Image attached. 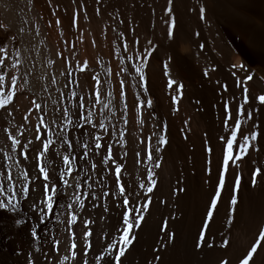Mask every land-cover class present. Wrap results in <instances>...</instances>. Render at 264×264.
Here are the masks:
<instances>
[{
    "label": "rangeland",
    "instance_id": "obj_1",
    "mask_svg": "<svg viewBox=\"0 0 264 264\" xmlns=\"http://www.w3.org/2000/svg\"><path fill=\"white\" fill-rule=\"evenodd\" d=\"M52 3L62 9L61 11L64 13L75 17L84 26L96 24L97 22H103L106 27L108 25L112 34L113 47L116 50L119 48L122 56H124L123 44L125 41L132 46L134 45V38L138 37L140 44L137 47L142 52L147 46V42L151 40L157 47L149 57L150 62L146 68V78L151 74L155 78L161 76V78L168 82L169 77L164 75V64L167 62L171 78L184 85L182 98L178 96L174 88V96L178 97L175 107L178 110L184 111V125L188 124L189 129L196 134L199 140V144L194 147L187 144L181 134H179L180 137L178 133L177 136L173 135L164 114L151 112L145 108V105L141 114V119H143L144 123L143 125L138 123L137 114L133 107V100L138 92H143V89L133 86L137 81L133 80L131 75L127 78L128 88L126 89L128 114L125 118L129 123L124 125L123 119H121L123 105L118 99L119 90L112 88L115 98L110 106V110L105 109V112L109 113V120L106 121L109 135L106 139L112 143L115 157L119 162L126 165V170H122L124 171L123 181L126 184H132L133 187L138 186L137 178L146 180V169L150 167L147 162L139 165L135 164L134 152L143 148L144 155L146 156L149 137H151L150 143L153 150L158 146L157 141L160 134L166 135L168 141L166 145L161 147V151L155 154L160 158L161 166L155 169V179H157L158 185L155 189L154 197V199L163 200L167 203L166 205L152 204L151 212L147 215L146 221L140 229L135 230L138 233V237L134 246L127 253V259L123 258V260L130 262V264L135 263L138 259L141 260L142 264H146L148 260H151L154 249L160 247L157 240L159 238V229L162 227V218L174 214L176 219L172 221L170 230H175L176 232V243L174 246L170 245L166 252L161 253L163 255V264H196V261L199 264H212L216 257L224 253L219 249L211 251L205 249L202 253L198 252L193 249V242L200 227V222L198 221H201L204 210L209 204V197L214 194V187L218 183L217 171L222 161L221 146L223 143L220 140V136L224 135L227 137V135H230V131L225 132L223 124L225 117L224 102L231 100L232 97L236 98L229 105L230 111L235 116L242 96V88L236 87L235 78L231 75V71H234V69L228 66L232 55L230 45V39L232 38L231 31H236V34L244 39V42L255 52L252 54L264 56V37H262L264 35V0H174L175 29L173 39L167 37L168 25L165 21L171 22V18L166 13L167 0H99V2L97 0H52ZM201 3L205 4L207 9V19L203 21L199 18V6ZM97 9H99V14H97ZM120 33H124V36H121ZM200 44L205 45L203 50L200 49ZM98 62L99 67H97L99 69H95L93 74H98L99 79L104 82L107 79L103 66L107 65L108 62H105V59H99ZM115 63L119 64L117 53L115 54ZM213 68L215 69L214 71L212 70ZM205 69L209 70L208 76L203 74ZM181 71H186L189 74L186 73L191 78H189L190 81H185L179 76ZM22 74L25 73L22 71ZM238 75L243 78L245 74L239 72ZM27 78L29 82L23 88L27 89L28 96L14 98L16 109L13 110L12 115L6 119L7 113L0 110V149L10 150V141H6V134L2 129L25 123L23 117L29 114L28 109L32 108L31 102L33 100L41 104L42 107L47 104L49 110H54L58 107H70L71 103L74 102H70L67 98H64L63 103L58 101V104H53V101L57 100L54 98L48 99L43 93L40 84L33 77L31 78L30 75H27ZM217 81H219V84ZM21 83L22 80H19L18 84ZM225 83L229 86L227 92L222 90ZM91 85L94 87V83ZM247 86L250 89V104L255 106L256 101L254 98L262 91L255 84L254 80L249 82ZM103 87L106 93L109 85L104 83ZM69 90L70 88H65V97ZM74 91L86 97L92 95L88 87L85 89L77 88ZM141 98L143 99V96ZM99 107V105H96V108L91 110L95 112ZM35 111L33 109V113ZM112 113H115V115H112ZM40 114L43 115V113ZM73 118L75 119V117ZM258 118L261 125L259 131L264 133V109L261 110ZM8 121H11V124ZM35 122V115H33L30 122L31 127L35 126ZM254 122L242 124L245 133L250 130L251 124ZM230 123L234 125V121ZM122 128L126 129V144L124 146V150L128 152L126 161L119 159L124 155V151L121 150L119 143V132ZM97 131L102 133V130L97 129ZM153 133L156 135H153ZM25 138L31 137L28 133H25ZM77 138H79L80 143L88 139V137L82 136L81 133L75 132L72 136L74 144ZM141 141H143V144H141ZM254 143L259 146V153L250 149V154L244 159L241 166L239 168H230L226 175L227 185L222 194L223 199L219 202L218 211L215 213V221L211 224L208 236L209 241L215 238L217 245L220 243L221 235L230 238L232 247L227 250V254L233 258L234 262L235 258L247 247L253 237L258 234L261 221H264V192L258 185H252L250 175L257 167L264 170V152L262 151L264 135L259 136L258 140ZM208 146L213 149L210 157L212 161L211 177L206 172V160L208 159L206 147ZM237 149L238 145L234 146V153ZM48 159L55 160V165L62 163L60 158L55 157L54 153ZM0 163H11V161H3L2 152H0ZM29 167L31 168V166ZM0 171L5 170L0 169ZM13 171L15 172V169ZM58 171L59 168L56 167V171L52 173L54 180L58 178L56 175ZM236 172H239L241 175V186L237 193L239 203L234 222L229 227L226 222V214L229 212L230 187L234 185V173ZM263 175L264 171L258 177ZM91 176L92 179L88 180V183L92 185V190L96 191L101 197L100 200L96 201L97 205H102L106 198L102 196L99 181L101 176L109 178V171L101 168L100 175L91 173ZM82 179H87V177H82ZM177 186L186 189V191L180 192L177 196L175 192ZM84 188H87V184L84 185ZM109 189H114L110 178L108 186L103 190ZM254 190L255 192L253 193ZM71 191L69 189V192ZM31 199L30 195L28 200H21L19 214L10 213L16 219H22L28 224L24 232L28 243L25 242L22 236L16 248L17 250H14L16 259L20 264H26L28 254L31 253L35 264H49V258L45 256V253H49L52 264H55L56 258L64 255L65 248L67 247L68 233L63 230L65 229V223H61V221L66 222L67 213L63 208H60L58 212L59 219L56 220L55 225L43 231L42 236L38 234L39 239L34 240L31 237L30 229L36 226L39 219L37 213L30 208ZM91 205L92 201L89 199L86 202L82 218L78 220L74 230L77 232L78 237L82 236V219H94L95 223L90 225L94 229L92 239L96 242L97 247H99V241L96 240V236L101 234L102 230L113 231L117 227L118 220L122 218L118 215L115 205L112 204L111 211L107 214V220L102 221L100 220V216L105 215L103 208L98 206L92 209ZM43 239L45 242L41 241ZM55 239L62 241L59 253L53 247ZM142 240L148 241L151 245ZM37 248L40 251H36ZM133 249L134 251H132ZM18 252L19 255L17 254ZM96 254L98 253L90 252L88 256L89 261H92ZM186 255L188 256L186 257ZM199 255L201 256L199 257ZM262 257H264V251H261L260 256L256 257L257 264H260ZM129 259L130 261H128Z\"/></svg>",
    "mask_w": 264,
    "mask_h": 264
},
{
    "label": "snow or ice",
    "instance_id": "obj_2",
    "mask_svg": "<svg viewBox=\"0 0 264 264\" xmlns=\"http://www.w3.org/2000/svg\"><path fill=\"white\" fill-rule=\"evenodd\" d=\"M99 2V0H97ZM166 13L171 18V22L165 21L167 26V37L174 38L175 16H174V0H167ZM206 5L201 3L199 6L200 20H206ZM99 14V9H97ZM55 15V13H53ZM61 22L57 19L56 24ZM76 23L75 17L72 21ZM0 25V28H3ZM20 31H23L21 29ZM124 36V33H120ZM199 35V33H197ZM16 40L15 36L9 38L8 42H0V110L7 113V117L12 115L13 110L16 109L15 97L24 85L28 84L27 74L21 73V59L19 49H10V44ZM134 45L138 46L140 40L138 37L134 38ZM156 45L149 40L147 46L142 52H133L127 55V61H138L128 66L125 65V57L121 55V50H116L119 64L117 70L113 71L111 68L107 69L109 77H115L118 81V99L123 105V124L127 125L129 121L125 118L128 114V105L126 103L128 88L127 78L132 76L133 80L137 82L133 85L136 88L143 89V92H138L133 100V107L137 114V121L143 125L144 121L141 119L142 110L146 103L147 108L152 107V100L147 101L141 97L149 92L147 87L146 68L149 64V57L156 49ZM200 49L205 48L204 44L199 45ZM130 45L127 41L123 44V52L128 53ZM62 56V53H57ZM66 59V58H65ZM49 64L54 61L49 60ZM89 68L87 60L77 65L76 71L81 74H86ZM167 62L164 64V75L168 76L167 86L169 89L175 88L178 96L182 98L183 83H178L171 78ZM231 75L235 78V85L237 88H242V96L240 98L239 107L234 116L229 109L230 103L235 101V97L224 102L225 117L223 124L225 132L230 131V135L220 136L222 143V161L217 171L218 183L214 187V194L209 197V204L204 210L200 221V227L197 230L196 239L193 242V249L198 252L207 250L219 249L223 252L215 258L214 264H257V256H260L261 251H264V221L258 228V234L248 243L247 247L235 258L227 254V250L232 247V241L225 235L220 236L219 245L216 244L215 238L209 241V232L211 224L215 221V213L218 211L219 202L223 199V191L227 185L226 175L230 168H239L244 162V159L250 154V149L259 153V146L254 143L258 137L264 135L259 131L261 125L259 121V114L264 109V92L255 96L256 105L250 104V89L247 86L249 82L254 80V73L244 63H234L231 65ZM215 70L214 68L212 69ZM66 78H71V70L66 69ZM243 72L245 75L241 78L238 75ZM63 74V73H62ZM205 76L209 75V70L205 69ZM91 81H94V87L87 85L92 95H79L76 91H69L66 94L61 92V98H67L71 103L70 107H58L54 110H49L47 104L42 105L33 100L32 108L28 109V115L23 117L25 123L19 126L4 127L2 131L6 134V141H10V150L0 149L2 152V160L11 163H0V210H5L9 213L19 214L21 207V200H28L30 195L32 197L30 208L37 213L40 224H43L46 219L54 213V206L57 204L58 198L63 195L67 200L60 204L66 213L65 231L68 233L67 247L65 254L58 256L55 264H90L88 259L89 253H98L94 255L91 264H123V258L134 246L137 240L138 233L136 229H140L142 224L146 221V217L151 212L153 203L166 205V201L154 199L155 189L158 185L155 179V169L160 168L161 160L155 155L161 151V147L168 143L166 135L160 134L158 136V146L155 150L151 146V137L148 138L147 155H144V150L141 148L134 152V162L139 165L147 162L150 167L146 169V180L138 179V186L133 187L132 184H126L123 181L124 171L126 165L119 162L115 157L112 143L108 142L106 137L109 135L108 124L109 113L105 109L110 110L113 99L115 98L114 90L111 85L112 79L102 82L98 74L90 76ZM259 79L264 81V75ZM22 80L21 84L18 81ZM70 82L71 81L70 79ZM78 87H85L81 85L79 80L74 81ZM57 80L52 77L51 84L55 85ZM109 85L107 92L103 84ZM219 84V81H217ZM67 87V85H66ZM224 92L229 90V86L225 83L222 87ZM59 91V89H57ZM173 104L177 103V96L171 97ZM53 104H58V101H53ZM96 105L100 107L94 112L93 108ZM91 106V107H88ZM247 106V107H246ZM35 109V113H33ZM40 113H43L41 115ZM35 115V126L31 127L30 122L32 116ZM115 115V113H112ZM75 117V119L73 118ZM234 121V125L233 122ZM251 124L250 130L245 133L242 124ZM11 124V121H8ZM58 129V131H57ZM102 130V133L97 131ZM79 132L82 136L88 137L83 143H80L77 138L76 143H73V133ZM126 129L119 132V143L124 155L120 160H127L128 152L124 150L126 144ZM25 133H28L31 138H25ZM153 135H156L153 133ZM242 137V138H240ZM103 141V142H102ZM207 144V141L205 142ZM143 144V141H141ZM238 145V149L234 153V146ZM55 146V147H54ZM208 159L206 160V172L211 177V154L213 149L206 147ZM60 158L61 164L55 165V160L48 159L52 154ZM255 163V161H253ZM55 165V167H53ZM31 166V168L29 167ZM59 168L57 179H53L52 173ZM101 168L109 171V178L114 185V189L103 190L108 186L109 178L101 176L100 185L102 196L105 199L102 205H97L96 201L100 200V195L92 190V185L88 180L92 179L91 173L100 175ZM15 169V172L13 171ZM79 169V171H77ZM114 169V170H113ZM261 168L257 167L251 172V183L253 186L257 185V177L262 173ZM87 179H82V177ZM209 182V181H206ZM87 184V188L84 185ZM241 186V175L239 172L234 173V185L230 187V201L229 212L226 214V222L229 227L233 224L235 214L238 208L237 193ZM69 189L72 191L69 192ZM186 189L177 186L175 192L177 196L180 192ZM112 198V199H108ZM91 199L92 209L99 207L103 208L105 215L100 216V220L106 221L107 214L111 211V205L114 204L118 210V215L122 218L118 220L117 227L113 231L102 230L101 234L96 236L99 241V247L92 239L94 236V229L90 225L95 223L94 219H82V236L78 237L74 230L78 220H81L82 213L86 208V202ZM59 219V213H56ZM176 219L174 214H170L166 218H162V227L158 232L157 243L160 245L158 249H154L151 260L146 264H163L162 252H166L170 245L174 246L176 243V232L170 230L172 221ZM16 225L24 224L22 219H15ZM39 225L31 227L30 234L34 240H38ZM62 241L55 239L53 247L59 253V247ZM36 251H40L39 248ZM19 255V252L17 253ZM46 258H49V264H52L50 254L45 253ZM26 264H35L32 254L29 253ZM260 264H264V257L261 258Z\"/></svg>",
    "mask_w": 264,
    "mask_h": 264
},
{
    "label": "bare ground",
    "instance_id": "obj_3",
    "mask_svg": "<svg viewBox=\"0 0 264 264\" xmlns=\"http://www.w3.org/2000/svg\"><path fill=\"white\" fill-rule=\"evenodd\" d=\"M61 10L62 9L52 3V0H0V25L4 26L3 28H0V42H8L10 37H16V40L10 44V49H19L20 51V59L22 62L20 66L21 73L23 71L25 74L30 75L31 78L33 77L34 80L40 84L43 93L48 99L54 98L60 103H63L64 98H61V92L66 93L65 88H70L69 91H74L77 88L85 89L87 88V85L94 83V81H91L90 76L94 75L93 71L95 69H99L98 60L105 59V62H108L107 65L103 63L106 66H103L105 68V77L107 80H113L111 86L114 90H117L118 81L115 77H109L107 73L108 68L116 71L118 65L116 63L114 64L116 48L113 47L112 34L108 25L106 27L103 22H97L96 24L84 26L76 18V23L73 24L72 21L74 17ZM53 13H55V15H53ZM57 19L61 22L59 25L56 24ZM21 29H23V31H20ZM231 35L232 38L230 39V45L232 48V55L229 65H227L231 67L234 63H244L255 74V84L262 92H264V81L259 79L260 76L264 75V56L252 54L255 53L252 51L253 49L244 42V39L240 35L236 34V31L232 30ZM262 37H264V35ZM58 52L62 53V56L57 55ZM133 52L141 51L140 48L132 45L130 46V51L128 53L123 52L125 66L132 63H138V61L126 60V56L133 54ZM49 60L54 61V63L49 64ZM84 60L88 61L89 68L87 69L86 74H81L76 71V68L77 65ZM66 69L71 70L70 79L73 82H70V79L66 78ZM186 73V71H181L179 76L185 81H190L191 78L188 76L189 74L187 73V75ZM52 77H55L57 80L55 85L51 84ZM76 80H79L80 84L85 85V87H78L74 82ZM147 87L149 92L143 95V99L147 101V99L150 98L153 103L151 108H147L145 103V108L151 112L164 114L174 136H177V133L178 135L181 134L187 144L193 145V147L197 146L199 140L196 134L189 129L188 124L184 125V111L180 109L178 110L172 102L171 97L174 96V88L169 89L167 82L161 78V76L155 78L151 74L147 77ZM57 89H59V91H57ZM20 96H28L27 89L25 90L22 88L18 91L17 97ZM180 129L181 131L179 132ZM262 151L264 152V145H262ZM257 185L264 192V175L258 177ZM254 192L255 190L253 193ZM66 200L67 197L60 196L57 204L54 206V213L49 216L43 224H40V222L36 223V226L39 225L37 231L40 236H42L43 231L55 225L57 220L56 213L60 211V204L64 203ZM15 219L16 218L9 212L0 210V264H20L16 259L14 250L17 248L22 236L24 237L25 242L28 243V239L24 235L25 229L28 225L27 222L21 225H16L14 223ZM41 241L45 242L44 239ZM142 241L148 243V241ZM132 251H134V249ZM187 256L188 255H186V257ZM200 256L201 255H199V257ZM136 257L137 255L135 256V259ZM125 258L127 259V257ZM207 258L209 257L207 256ZM128 261H130V259ZM91 262L92 261H90V264ZM197 263L198 262L196 261V264ZM123 264H130V262L123 260ZM131 264H142V262L138 259V261Z\"/></svg>",
    "mask_w": 264,
    "mask_h": 264
}]
</instances>
